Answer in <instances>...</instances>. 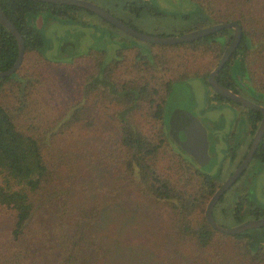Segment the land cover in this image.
<instances>
[{
  "label": "trees",
  "instance_id": "1",
  "mask_svg": "<svg viewBox=\"0 0 264 264\" xmlns=\"http://www.w3.org/2000/svg\"><path fill=\"white\" fill-rule=\"evenodd\" d=\"M189 1L195 12L183 17H192L193 22L178 32L221 21L239 22L240 42L216 79L235 91L239 86L264 96V0ZM136 3L126 2L123 9L128 16L119 18L139 29L134 17L144 9L153 12L155 6L150 0ZM0 7L25 45L19 67L0 77V221L12 220L6 239L0 241V264H93L103 256L96 226L108 200L96 199L89 183L92 178L78 182L80 155L89 165L112 164L111 173L119 175L120 183L129 182L165 211L178 239L200 250L211 248L216 239L247 231L228 234L208 223L204 210L221 179L203 171L175 143L164 117L172 83L189 76H202L213 97L230 100L213 90L207 76L231 39V28L174 44L132 37L110 56L98 47L62 62L42 55L43 36L27 15L46 12L76 19L78 9L93 11L38 0H0ZM99 20L101 26L113 29V35L128 38L104 18ZM17 53L15 36L0 22V70L9 68ZM61 67L73 69V82L58 75L50 79ZM247 111L255 128L261 112ZM106 124L116 131L109 141L106 135L99 138L106 139L98 145L108 149V156L81 153L78 147L84 138L76 130ZM86 139L94 138L89 134ZM257 154L264 157V135ZM258 213L264 215V208ZM242 239V244L236 243L239 264H264L263 247L251 236ZM165 260L163 264H176Z\"/></svg>",
  "mask_w": 264,
  "mask_h": 264
},
{
  "label": "rangeland",
  "instance_id": "2",
  "mask_svg": "<svg viewBox=\"0 0 264 264\" xmlns=\"http://www.w3.org/2000/svg\"><path fill=\"white\" fill-rule=\"evenodd\" d=\"M112 12L117 17H127L124 4L131 0H89ZM141 3L142 0H134ZM155 8L153 12L142 10L134 17V24L140 31L149 34H180V28L192 24L193 19L184 18V14L195 12V6L189 0H150ZM136 3V4H137ZM100 17L85 9H78L76 19L59 18L49 13L41 12L38 16L28 14L27 20L36 26L44 39L41 48L42 55L51 60L68 62L74 57L85 54L90 48H104L107 56L114 53L120 43L127 44L128 38L121 36L106 25L101 26ZM104 27V28H103ZM185 32V31H184ZM183 33V32H182ZM133 39V38H132ZM141 41V40H140ZM147 44V43H146ZM73 69L57 68L56 73L62 80L73 82ZM111 87V86H110ZM212 90L202 76H189L172 83L171 91L165 106V124L168 125L172 116L179 111H186L196 117L207 129L209 137L210 160L200 164L203 171L210 172L221 178L228 173L231 160V147L234 136H227L228 130L234 127L239 131V123L235 113L239 106L230 101H215L211 98ZM234 122V124H232ZM77 133L84 139L79 143L81 153L94 151L108 156L100 145L105 142L99 138L106 135L109 138L115 130L109 124L91 128H78ZM93 135V141L86 139ZM219 136H223L220 138ZM220 138L221 145L217 146ZM94 143V146L91 143ZM100 143V145H98ZM110 148V147H109ZM236 152V150H234ZM79 157V156H78ZM76 163L78 182L82 183L92 178L89 183L94 189L97 200H108L104 216L96 226L97 236L104 247V254L93 264H163L169 258L174 263L181 264H239L237 242L243 243L244 235L256 238L264 248V226L250 228L241 235H231L216 239L211 248L200 250L189 242H183L173 233L168 223L167 214L153 204L148 197L135 190L129 182L120 183L119 175L112 174V164L91 163L85 159ZM227 170V172H225ZM106 171V173L104 172ZM220 172V173H219ZM252 178L249 196L255 204L264 206V162L253 161L245 171ZM244 175V176H245ZM235 184L226 197L233 196ZM118 190V191H117ZM81 194L83 187L80 186ZM80 196V193H78ZM12 225L10 217L0 221V241L7 237Z\"/></svg>",
  "mask_w": 264,
  "mask_h": 264
},
{
  "label": "water",
  "instance_id": "3",
  "mask_svg": "<svg viewBox=\"0 0 264 264\" xmlns=\"http://www.w3.org/2000/svg\"><path fill=\"white\" fill-rule=\"evenodd\" d=\"M38 1L60 2V3L77 5V6L86 8L90 11H93L100 17L104 18L111 24L115 25L119 30L144 42H152V43H160V44H174V43H179V42L190 41L192 39L207 35L209 33L218 31L223 28H231L233 30L231 39L229 40L225 49L223 50V53L221 54L220 59L217 62V64L208 73L207 81L217 93L229 99H232L236 102H239L247 107L260 110L262 113V118L260 120V123L254 134L252 143L245 157L239 163V165L235 167V169L231 172V174H229L224 179V181L216 188V190L210 196V198L207 201L204 214H205L206 220L214 229H216L219 232H224L228 234H236L246 229L264 226V217L251 218V219L241 221L234 225L224 226V225L219 224L215 220L212 214V209H213L215 202L219 199L221 194L232 184V182L239 176V174L243 171V169L247 166L248 162L251 160L252 155L257 148L261 135L264 132V105L252 101L251 99L245 97L239 92L229 88L228 86L224 84H221L216 79L217 72L220 70L223 64L230 58V56L232 55L234 50L237 48L240 42V39L242 36V27L239 22L233 21V20L221 21V22H216V23H212L209 25H205L199 28L191 29V30L185 31L180 34L158 35V34L146 33V32L140 31L139 29H136L128 25L121 18L117 17L109 10L89 0H38ZM0 22L12 32V34L15 36L17 40V45H18V53H17L14 63L9 68L0 70V77H4V76L12 74L19 67L22 61V58H23L25 45H24V39H23L22 34L17 29V27L14 25V23L5 15L1 7H0ZM195 129H198L199 133L201 134V138L199 139L200 141L198 140L197 136L195 138V135H194L195 133H193L195 132ZM171 137L181 146V148L184 151H187L193 154L196 160L198 161V163L203 164L206 161H208L209 155L207 152L208 142H207V137H206V129L198 119H196L192 125L188 126L183 131H181V134L177 136L174 134H171Z\"/></svg>",
  "mask_w": 264,
  "mask_h": 264
},
{
  "label": "flooded vegetation",
  "instance_id": "4",
  "mask_svg": "<svg viewBox=\"0 0 264 264\" xmlns=\"http://www.w3.org/2000/svg\"><path fill=\"white\" fill-rule=\"evenodd\" d=\"M237 88H238L237 92H239L240 94L244 95L245 97L251 99L252 101H254L256 103L264 105V96H257L256 93H252L244 87L237 86ZM211 98L214 99L215 101H220V102L232 100V99H230V100H225V99L219 100V99L213 97V92H212ZM230 102L236 103L240 108L235 113V115H237V119H236L238 121L237 123H239V126H238L239 131L236 132V134H235L233 125H232L231 130L230 129L228 130L227 136H230V135L234 136L235 135V137H234L235 141H233L229 144V146L231 147V150L233 151V154L231 153L232 157L230 160V165L228 166V167H230L228 170V173L226 175H224L223 177L221 176V178H219V179H221V183L224 181V179L229 174H231V172L235 169V167L238 166L239 163L245 157V155H246V153H247V151H248V149L252 143V140L254 138V134H255L257 127L260 123V120L262 118V113H261V116H260L259 120L257 121L255 128L254 127L252 128V121L249 117L250 116L249 112L247 111V108H250V107H247V106H245L239 102H236L234 100H232ZM196 119L197 118L194 117L189 112L179 111L178 113H176L172 116V118L168 124V127H169L168 130H169L170 134H174L177 136V135L181 134V131H183L185 128L192 125ZM232 124H234V122ZM205 129H206V127H205ZM193 133H195L194 134L195 138L197 136L198 140L201 138V134L199 133L198 129H195V132H193ZM263 135H264V132L261 135V138L258 142V145H259L260 141L262 140ZM206 137H207V142H208L207 152H209V137H208L207 129H206ZM219 137L223 138V136L222 137L219 136ZM220 138L217 141L218 147H220V145H221ZM198 140H197V142H198ZM175 143L177 145H179L176 141H175ZM258 145H257L255 152L252 155L251 160L248 162L247 166L243 169V171L239 174V176L232 182V184L221 194V196L219 197V199L215 202V204L213 206V209H212L213 217L221 225L230 226V225L237 224V223L244 221V220H247V219L256 218V217H264V215H259V213H258V209L264 208V206H258L257 204H255L252 197L249 196V194H248L249 188H250V182H251L252 178L249 174L245 175V171L247 170V168L249 167L251 162H253V161L264 162V157L262 158L260 155L257 154ZM179 147H181V146L179 145ZM234 150H236V152ZM185 152L198 163V161L196 160V158L194 157L193 154H191L187 151H185ZM209 160H210V156H209L208 161ZM198 164H200V163H198ZM225 172H227V170ZM219 176H220V174H219ZM235 184H238V186H236V191L234 192L233 196L227 198L226 197L227 191L230 188H232ZM246 230H248V229H246ZM255 243L259 244V246L263 247L258 241H256V238H255Z\"/></svg>",
  "mask_w": 264,
  "mask_h": 264
}]
</instances>
